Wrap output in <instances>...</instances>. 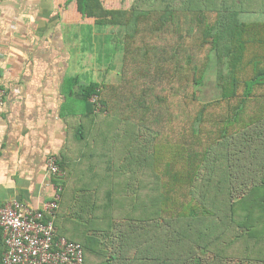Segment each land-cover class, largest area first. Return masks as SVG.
Wrapping results in <instances>:
<instances>
[{"label": "trees", "instance_id": "1", "mask_svg": "<svg viewBox=\"0 0 264 264\" xmlns=\"http://www.w3.org/2000/svg\"><path fill=\"white\" fill-rule=\"evenodd\" d=\"M74 1L84 18L119 26L124 55L118 82L70 86L87 148L84 214L58 234L84 246L85 264H264V6ZM209 76L217 94L204 100ZM141 129L152 141L139 143Z\"/></svg>", "mask_w": 264, "mask_h": 264}, {"label": "crops", "instance_id": "2", "mask_svg": "<svg viewBox=\"0 0 264 264\" xmlns=\"http://www.w3.org/2000/svg\"><path fill=\"white\" fill-rule=\"evenodd\" d=\"M77 8L66 0H0V206L18 200L40 208L49 200L55 181L47 160L56 155L67 173L58 230L75 225L72 214L83 196L76 186L87 169L86 143L73 130L82 114L70 86L88 83L81 74L90 70L94 82H106L112 71L102 65V51L82 45V27L96 24ZM69 102L73 109L66 108ZM82 221L78 227L86 224Z\"/></svg>", "mask_w": 264, "mask_h": 264}, {"label": "built area", "instance_id": "3", "mask_svg": "<svg viewBox=\"0 0 264 264\" xmlns=\"http://www.w3.org/2000/svg\"><path fill=\"white\" fill-rule=\"evenodd\" d=\"M3 97L0 88V104ZM47 167L55 181V191L40 208L18 200L0 206V242L6 246L3 264H85L84 246L59 235L55 222L66 171L56 155L48 158Z\"/></svg>", "mask_w": 264, "mask_h": 264}, {"label": "rangeland", "instance_id": "4", "mask_svg": "<svg viewBox=\"0 0 264 264\" xmlns=\"http://www.w3.org/2000/svg\"><path fill=\"white\" fill-rule=\"evenodd\" d=\"M148 0H103L105 6L110 10L116 9H129L133 5H137L141 3V6L147 5ZM173 3L180 2V0H172ZM253 5L257 6H264V0H255ZM255 17H259V14H254ZM84 30V40L82 41V45L84 48H95L96 52L102 51V65H107V67L112 66V71L110 75L106 76V82H118L120 80V71L123 64V55L124 50L122 43L120 42L119 38H115L113 40L114 34L120 30L119 26L114 25H84L82 27ZM120 32V31H119ZM118 32V33H119ZM81 35V34H80ZM78 37L81 38V36ZM111 56V57H110ZM110 57V60H109ZM109 60V61H108ZM106 67V68H107ZM117 68V70H113ZM103 70V77L104 71ZM110 72V71H109ZM81 78L84 82H90L91 80H95L93 76V72L90 70L88 73L81 74ZM102 79V80H104ZM85 84V83H84ZM215 85V77L209 76L206 86L204 87L203 96L204 100H210L216 97ZM103 128V127H102ZM140 131V136L138 139L140 140L139 143L143 144L146 143L148 140L152 141L151 134L147 130ZM115 132L112 133L110 141H123V138L118 136L114 137ZM112 143V142H111ZM113 142L112 144H114ZM146 179L149 177V170L146 169V173L144 175ZM62 233L70 236L73 234V231L70 230L69 227H65L62 229ZM99 258L93 255H87V264H94L99 262Z\"/></svg>", "mask_w": 264, "mask_h": 264}]
</instances>
